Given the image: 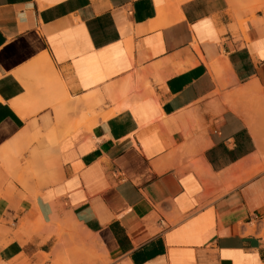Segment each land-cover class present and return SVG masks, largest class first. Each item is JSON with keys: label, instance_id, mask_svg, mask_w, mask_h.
Instances as JSON below:
<instances>
[{"label": "crops", "instance_id": "obj_1", "mask_svg": "<svg viewBox=\"0 0 264 264\" xmlns=\"http://www.w3.org/2000/svg\"><path fill=\"white\" fill-rule=\"evenodd\" d=\"M262 4L0 0V264H264Z\"/></svg>", "mask_w": 264, "mask_h": 264}, {"label": "rangeland", "instance_id": "obj_2", "mask_svg": "<svg viewBox=\"0 0 264 264\" xmlns=\"http://www.w3.org/2000/svg\"><path fill=\"white\" fill-rule=\"evenodd\" d=\"M233 1H236L238 4H242L243 2H247L248 6H252L253 8L263 6L262 3L264 2V0H233ZM258 226H260V227L262 226L263 233H264V220H263L262 224L259 223ZM102 258H103L102 256H94L93 257V263L94 264H100L101 262H103ZM106 264H107V262H106Z\"/></svg>", "mask_w": 264, "mask_h": 264}, {"label": "bare ground", "instance_id": "obj_3", "mask_svg": "<svg viewBox=\"0 0 264 264\" xmlns=\"http://www.w3.org/2000/svg\"><path fill=\"white\" fill-rule=\"evenodd\" d=\"M254 92V91H253ZM255 93V92H254ZM254 122V121H253ZM251 123V122H250ZM253 124V123H252ZM252 126V125H251ZM261 167V166H260ZM260 171H261V169H260Z\"/></svg>", "mask_w": 264, "mask_h": 264}]
</instances>
